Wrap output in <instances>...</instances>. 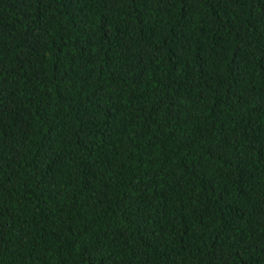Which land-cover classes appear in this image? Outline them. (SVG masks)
Here are the masks:
<instances>
[{"label": "trees", "instance_id": "16d2710c", "mask_svg": "<svg viewBox=\"0 0 264 264\" xmlns=\"http://www.w3.org/2000/svg\"><path fill=\"white\" fill-rule=\"evenodd\" d=\"M0 264H264V0H0Z\"/></svg>", "mask_w": 264, "mask_h": 264}]
</instances>
